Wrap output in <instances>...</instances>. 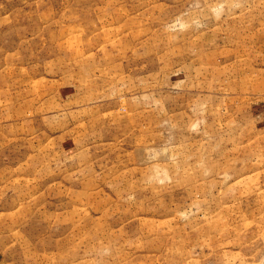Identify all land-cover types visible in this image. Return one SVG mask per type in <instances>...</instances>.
Wrapping results in <instances>:
<instances>
[{
	"label": "rangeland",
	"instance_id": "374dc122",
	"mask_svg": "<svg viewBox=\"0 0 264 264\" xmlns=\"http://www.w3.org/2000/svg\"><path fill=\"white\" fill-rule=\"evenodd\" d=\"M0 264H264V0H0Z\"/></svg>",
	"mask_w": 264,
	"mask_h": 264
}]
</instances>
